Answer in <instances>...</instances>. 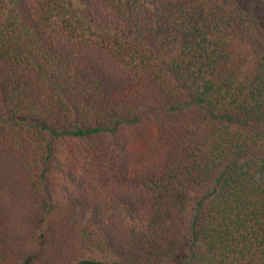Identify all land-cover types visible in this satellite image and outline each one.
<instances>
[{"label": "trees", "instance_id": "trees-1", "mask_svg": "<svg viewBox=\"0 0 264 264\" xmlns=\"http://www.w3.org/2000/svg\"><path fill=\"white\" fill-rule=\"evenodd\" d=\"M0 264H264V0H0Z\"/></svg>", "mask_w": 264, "mask_h": 264}]
</instances>
